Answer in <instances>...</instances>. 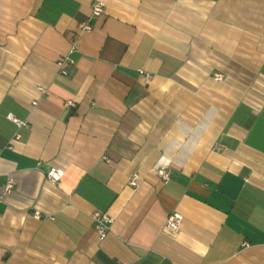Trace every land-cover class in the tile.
Masks as SVG:
<instances>
[{"label": "crops", "instance_id": "obj_1", "mask_svg": "<svg viewBox=\"0 0 264 264\" xmlns=\"http://www.w3.org/2000/svg\"><path fill=\"white\" fill-rule=\"evenodd\" d=\"M95 1L0 0V264H264V0Z\"/></svg>", "mask_w": 264, "mask_h": 264}, {"label": "built area", "instance_id": "obj_2", "mask_svg": "<svg viewBox=\"0 0 264 264\" xmlns=\"http://www.w3.org/2000/svg\"><path fill=\"white\" fill-rule=\"evenodd\" d=\"M106 11V1L105 0H97L93 4V10H92V19H98L101 17ZM93 29V25L90 22V20L82 21L78 24V34L74 37V39L71 42V48L69 50V53L64 56L63 58L59 59L57 64L60 73L67 75L68 65H74L76 60L74 58V54L78 52L79 50V36L82 32H90ZM215 79L222 80L223 74L216 73ZM42 93H45V89L43 87H39ZM67 106L74 105V102L68 101L66 103ZM8 118L13 121L17 126H28V123L25 120H21L18 117L14 116L13 114H9ZM19 134L15 135V138H18ZM65 171L62 168H58L56 166H50L48 171L46 172L47 179L54 184H59L64 176ZM156 175L162 179L163 181L169 180V168L167 164H162L158 166L155 170ZM130 184L134 187L138 185V176H134L130 180ZM15 188V180L12 177H8L6 179V182L4 184V190L2 193H0V201L3 200L4 196L7 194H10L13 189ZM34 216L36 218L41 217V213L39 211L34 212ZM93 217V226L95 231L97 232L99 238L101 240L105 239L111 229V226L114 222V217L111 216L108 212H102V211H95L92 213ZM182 224V216L178 213H171L168 216L167 219V228L178 231Z\"/></svg>", "mask_w": 264, "mask_h": 264}]
</instances>
